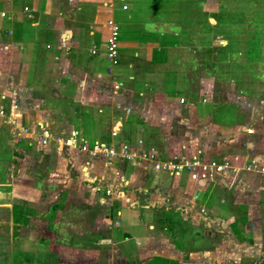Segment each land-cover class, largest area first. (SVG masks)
<instances>
[{
  "label": "crops",
  "instance_id": "0c3cea01",
  "mask_svg": "<svg viewBox=\"0 0 264 264\" xmlns=\"http://www.w3.org/2000/svg\"><path fill=\"white\" fill-rule=\"evenodd\" d=\"M202 1L206 16H195L200 26L187 32L181 14L188 0H0V106L21 125L43 121L63 140L77 130L93 144L100 140L97 113L107 109L110 141H101L127 144L138 155L154 150L163 160L200 153L203 160L230 163L225 172L200 181L189 170L185 175L186 169L157 170L149 160L98 157L87 164V155L59 142L42 147L34 138L19 140L0 117V243L12 237L45 240L41 264L52 263L50 257L60 264V245L48 222L59 204L48 202L46 185L36 182L50 159L51 177L60 171L72 177L71 168L77 176L68 202L79 210L96 208L86 215L81 210L85 217L70 220V230L80 225L99 234L98 241L108 240L119 257H142L141 264H152L154 257H161L160 264H264V65L244 71L238 82L226 67L209 66L207 56L218 63L217 50H233V40L228 31L216 30L218 1ZM110 19L118 27L126 24L128 35L120 39L113 76L104 53ZM252 19L245 18L236 37L243 62L251 60L249 43L257 40ZM259 40L261 62L264 38ZM115 81L122 83L119 92ZM197 93L214 106L198 110L189 96ZM219 103L233 106L243 121H216ZM173 123L181 126L179 138ZM121 136L124 142L115 140ZM19 158L32 168H20ZM51 180L53 193L57 180ZM17 204L36 212L17 215ZM43 204L50 206L45 214ZM5 252L0 246V255Z\"/></svg>",
  "mask_w": 264,
  "mask_h": 264
},
{
  "label": "rangeland",
  "instance_id": "374dc122",
  "mask_svg": "<svg viewBox=\"0 0 264 264\" xmlns=\"http://www.w3.org/2000/svg\"><path fill=\"white\" fill-rule=\"evenodd\" d=\"M191 0H188V3L186 4V7L183 9L182 14H181V20L183 24L185 25V28L187 32L192 29H190L191 26L193 27H199L200 23L198 19H195V16H206L205 14L202 13V9L204 6V1L202 0H193L196 2V4L190 2ZM207 1V0H205ZM218 1V6H219V13L214 14V16L219 20V26L216 28L217 31L223 32V31H228L227 36H229L228 40L231 39L233 42L229 41L230 46H232L229 51H223L222 49H218V60L219 62L216 63L212 58L207 56V62L211 63L213 62L212 65L209 64V66H212L213 69H217L218 71L224 69L226 67L229 70V73L232 76V79L234 82L241 81V74L244 71H258L260 67H263L264 65V60L261 62L258 59V56H260V38H264V0H215V2ZM189 3H192V5H188ZM154 6V5H153ZM253 19L251 22L255 24V39L249 43V49H248V54L250 55V61L249 62H243V56L240 55L238 56V47L242 46L240 42L236 39V37L239 34L240 27L242 26L243 23H245V18L252 17ZM122 25V26H121ZM121 41L128 37L127 35V29H126V24H121ZM119 27V30H120ZM235 29V31H234ZM238 30V31H237ZM226 34V33H225ZM224 34V36H225ZM262 34V35H261ZM261 36V37H260ZM194 36V39L196 40ZM236 39V41H234ZM193 40V41H195ZM198 50L201 49L200 46L197 47ZM225 50V49H224ZM233 54L234 58H231L230 56ZM105 53V50H104ZM221 55V56H220ZM106 56V55H105ZM227 58V59H226ZM236 58V60H234ZM229 59V60H228ZM257 61V62H254ZM226 64V66H225ZM104 65H108L107 62H104ZM207 72H210L208 70ZM254 75L252 76V78ZM223 82V81H222ZM217 86L219 89H223V84L220 82H217ZM198 95H192L189 94L191 99H195L197 109L201 110L202 108L205 107H212L214 105L213 101H210L208 104H204L202 102V96L203 94ZM218 109L215 111L216 113V121H223L227 122L230 124L236 123V122H241L243 119L236 114V109L233 108V106L227 107V105L222 106V103H219ZM231 107V108H230ZM107 110V109H106ZM103 113L100 115V113H97L99 118H102L99 120V129H98V135H96L100 140H105L107 142L110 141V128H107L109 126V123L104 122V119H106L109 115H107V112ZM174 131L177 129V137L179 138V133H180V127L179 124H172ZM178 125V127H177ZM56 131H59L60 128L55 129ZM251 131H254V129H247L248 133H251ZM55 132V131H54ZM213 132V131H212ZM211 130L208 134L212 133ZM56 133V132H55ZM54 133V136L56 134ZM90 135V133H88ZM61 135V134H59ZM90 139H93V136L90 135ZM148 139V137H147ZM115 140H120L121 142H124V137H119L116 138ZM218 140V139H215ZM129 141V140H127ZM220 141V140H219ZM62 148H65L67 145L62 144ZM221 157V156H220ZM22 160V161H20ZM183 160V157L175 159V161L180 162ZM186 161H189L190 158H185ZM219 162H223L224 160L222 159H216ZM20 161V168L22 167L23 170H26L27 168H32V164L28 162V160H25L23 158H19ZM42 168L40 170L38 178H36V182H43V185H46L44 187V191L46 193H50V195H47L48 202L52 204V202L56 201L59 206L57 209L51 210L52 211V218L53 219H48L49 226L50 228H53L52 231L55 234L54 239L56 242H59L60 248H59V259L58 261L60 264H141V259L142 257L137 261L133 258L129 259L128 257H119L117 255V252L115 250L110 249L109 241H102L99 242L98 240L100 239V235L96 234L95 232H92L89 234L87 231L83 230L80 225L76 230H70V220L73 218H80V220L83 219L85 216H81V210H82V215H86V212L88 210L90 211H96V208L93 206H90L89 208L86 207L85 209H76L74 208L73 204H70L68 202V192H69V185L71 184V181H76L77 176L75 178L73 174V170L71 168V176L67 175V173H64L63 171H60V174L55 175V177H51V170H52V164L51 160L47 159L43 161ZM119 162V161H118ZM186 169V168H185ZM1 171V170H0ZM184 174L187 175L188 169L183 170ZM182 171V172H183ZM188 171V172H187ZM191 175V173H190ZM26 176V175H25ZM75 178V179H74ZM192 178V176H191ZM51 179L57 180V186L55 185L53 193H51L48 190H51L49 185L51 183ZM194 181H200L199 179H193ZM79 187L80 185L77 184ZM53 195V196H52ZM79 202L76 201L74 204H78ZM43 213H47L50 206L48 204H43L39 205ZM84 207V206H82ZM81 207V208H82ZM79 208V207H78ZM27 211L24 209L23 205H16L15 212L17 215H25V213H35L36 209L34 207H31L30 204L26 205ZM76 209V212H75ZM86 210V211H85ZM49 211V213H51ZM56 212V213H55ZM55 213V214H54ZM58 213L57 219H55V215ZM39 215V213H38ZM52 220V222H51ZM54 220V221H53ZM22 236V235H20ZM105 236V235H104ZM49 237V236H46ZM51 239V238H50ZM48 240V239H47ZM10 241V240H9ZM6 242L5 243V238H3V241H1L0 246L1 248H6V252L1 254L0 256V264H3V262H10L11 264H41L43 261V256L45 253H47V248H46V242L45 240L43 241H32L30 242L27 240V238L24 237H18V238H13L12 237V242ZM129 244V243H128ZM28 247V248H26ZM67 249L69 250L67 252ZM117 249V248H115ZM142 256H145L142 254ZM135 257V256H134ZM52 258V263L50 264H56V258ZM3 259V262L1 260ZM154 261H152V264H160L159 261H161V257H154Z\"/></svg>",
  "mask_w": 264,
  "mask_h": 264
},
{
  "label": "built area",
  "instance_id": "2783aa9c",
  "mask_svg": "<svg viewBox=\"0 0 264 264\" xmlns=\"http://www.w3.org/2000/svg\"><path fill=\"white\" fill-rule=\"evenodd\" d=\"M124 9H128L127 5H124ZM2 16H6L5 12H2ZM109 34L105 45V54L110 63V74L114 75V70L117 66L118 59L120 57V30L114 19L108 20ZM93 54H97L98 50L93 49ZM113 89L116 92L121 91L122 83L115 81ZM184 102V99H181ZM0 117L6 119L14 128V134L19 140L24 138H34L40 146L48 147L54 141L59 142L68 147L78 149L81 154L88 156L87 164H90L91 159L98 157H104L105 159L111 161L113 159H123L135 161L139 160H149L155 163V168L157 170H163L171 174H180L183 169H188L191 173L193 179H206L215 174H220L225 172L229 167L230 163L228 161L219 162L217 160H203L200 153L193 156L192 159L186 161L183 158L182 161L178 162L175 159H161L154 150L147 152L143 151L139 155L133 152L132 148L123 144L117 147L114 144H109L101 140L95 141L93 144L89 143L82 134L75 130L67 140L55 137L51 126L48 123L39 121L34 126H24L21 125L18 116L15 113H8L4 106H0ZM119 135L118 131L113 132V136L117 137Z\"/></svg>",
  "mask_w": 264,
  "mask_h": 264
}]
</instances>
